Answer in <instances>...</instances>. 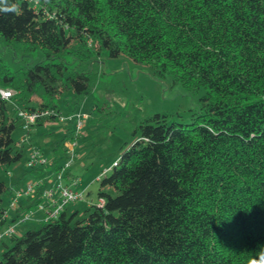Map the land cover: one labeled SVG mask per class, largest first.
<instances>
[{"label": "trees", "instance_id": "1", "mask_svg": "<svg viewBox=\"0 0 264 264\" xmlns=\"http://www.w3.org/2000/svg\"><path fill=\"white\" fill-rule=\"evenodd\" d=\"M9 3L21 14L0 13L2 46L42 57L10 69L0 54V89L13 91L9 99L0 96V168L23 157L12 137L16 123L21 126L17 107L60 113L58 98L71 93L74 112L101 77L77 66L104 52L123 54L156 79L170 76L172 86L188 93L204 91L187 123H168L159 113L139 122L137 139L98 179L102 206L92 202L81 215L63 210L4 239L0 264L258 260L264 251V0ZM8 102L15 104L12 115ZM52 121L54 115L33 125ZM61 129L49 171L69 158L64 143L74 139L73 121ZM8 192L0 181V218Z\"/></svg>", "mask_w": 264, "mask_h": 264}, {"label": "rangeland", "instance_id": "2", "mask_svg": "<svg viewBox=\"0 0 264 264\" xmlns=\"http://www.w3.org/2000/svg\"><path fill=\"white\" fill-rule=\"evenodd\" d=\"M2 43L0 38V54L10 69L34 63L42 57L40 51L24 54L22 50L13 51L4 47ZM77 68L91 69L101 74V77L93 84L91 92L82 96L75 105V111L81 114L86 113L87 117L83 119V126L73 146L70 161V173L78 178L77 186H80L78 189L84 190V200L92 199L95 203L98 199L99 187V181L96 178L137 139V134L133 133L139 122L154 113H159L165 115L168 123H187L199 104V97L204 90L200 88L193 93H188L180 86H172L170 76L161 80L156 79L151 76L146 67L134 63L123 54L111 57L104 52L98 58L81 62ZM57 103L61 116H67L73 112L71 93L58 98ZM7 109L12 115L14 108L11 102L7 103ZM23 134L17 122L12 137L23 148V157L14 165L16 173H20L19 177L25 184L28 181L34 182L39 177L26 172L25 165L31 148L29 142L42 151L47 161L44 167H48L53 157V145L63 137L64 133L61 123L52 121L43 125H32L31 140L27 139L25 143L21 141ZM28 169L31 170V168ZM47 174L49 170L45 171L44 177ZM1 177L3 179L7 177V172L0 169V179ZM30 196L20 197L18 203L28 202L34 208L38 199H31ZM8 197V195L3 197V205L6 204ZM75 205H78L80 214L87 207L83 201ZM8 214L14 216L16 211L9 209ZM39 222V213L35 211L33 218L16 225V235H22L27 229H37L40 226Z\"/></svg>", "mask_w": 264, "mask_h": 264}, {"label": "built area", "instance_id": "3", "mask_svg": "<svg viewBox=\"0 0 264 264\" xmlns=\"http://www.w3.org/2000/svg\"><path fill=\"white\" fill-rule=\"evenodd\" d=\"M12 95V90L0 89V96L2 98L9 99ZM51 115H54L60 123L73 121L74 139H69L64 143L66 154L69 158L57 171H49V174L46 177L37 179L34 182L28 181L22 187L13 190L10 199L6 203L2 217L0 218V243L4 239L16 234V225L33 218L35 211H40L42 213L40 221H47L49 219L57 218L68 204L84 200V190L75 189L78 183V178L70 173V161L73 155V146L76 142V136L80 134V130L83 126V119L87 117L86 113L81 114L75 111L67 116H61L60 113H56V111L51 108L32 110L24 107H17L16 116L20 120L21 128L24 132L21 141L23 142L27 138V133L30 130L31 125H33L38 119L46 118ZM46 162L47 161L40 149L32 147L26 161V166L35 169L44 166V164H47ZM114 165H116V161L112 162V166ZM109 169L110 167L105 168L96 179L98 180ZM37 189L40 191V198L36 202L35 208L26 209L21 214L17 213L15 221L10 222L8 210L14 209L20 211L21 206L18 203V199L22 196L32 195ZM96 203L97 205L102 206L103 199H98Z\"/></svg>", "mask_w": 264, "mask_h": 264}, {"label": "crops", "instance_id": "4", "mask_svg": "<svg viewBox=\"0 0 264 264\" xmlns=\"http://www.w3.org/2000/svg\"><path fill=\"white\" fill-rule=\"evenodd\" d=\"M13 104V103H12ZM13 106H15V104H13ZM20 125V124H19ZM21 127V126H20ZM22 129V128H21ZM28 141H29V139H30V134H29V136H28ZM31 140V139H30ZM25 143V142H24ZM29 145L31 146V148H30V151H31V149H32V147H34L33 145H32V143L31 142H29ZM42 152V151H41ZM18 163V162H17ZM14 164H16V163H14ZM14 164H12V165H10V166H2L0 169L1 170H4V171H6L7 172V177H5L4 179L1 177V179H0V181H3L8 187H9V192H8V196L10 197V195H11V193L13 192V190L15 189V188H18V187H22L24 184L22 183L23 182V179L22 178H20L19 176H20V173H16V171H15V165ZM25 167H26V165H25ZM41 171L39 172V173H31V172H29V169L26 167V172L27 173H31L32 175H34V176H39L38 177V179H40V178H44V174H45V171L46 170H48V167H44V166H41ZM71 171V170H70ZM48 175V174H47ZM46 175V176H47ZM23 184V185H22ZM78 188H80V186H77L75 189H78ZM39 193H40V191L37 189L36 190V194H33L32 195V197H31V199H39ZM8 197V198H9ZM26 197V196H25ZM29 197V196H28ZM8 198H7V200H8ZM38 201V200H37ZM81 201H83V202H85L86 203V205H87V207L92 203V199H89V200H81ZM81 201H78V202H74V203H71V204H68L66 207H65V209H64V212H65V214L66 215H71V214H76L77 213V215H81L80 213H79V210H78V205H75L76 203H79V202H81ZM20 206L22 207V210L23 211H25L27 208H31V209H34L33 207H31V205H29V203L28 202H20ZM38 213H39V216L41 217L42 216V213L40 212V211H37Z\"/></svg>", "mask_w": 264, "mask_h": 264}, {"label": "clouds", "instance_id": "5", "mask_svg": "<svg viewBox=\"0 0 264 264\" xmlns=\"http://www.w3.org/2000/svg\"><path fill=\"white\" fill-rule=\"evenodd\" d=\"M0 13H13L15 15L21 14L18 7L15 4H10L9 0H0ZM252 264H264V251H261L260 258L258 260H254Z\"/></svg>", "mask_w": 264, "mask_h": 264}]
</instances>
